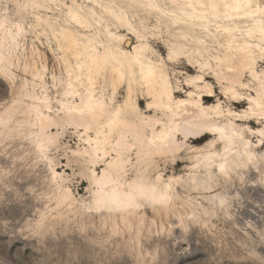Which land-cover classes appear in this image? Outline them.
I'll use <instances>...</instances> for the list:
<instances>
[{
	"label": "clouds",
	"instance_id": "1",
	"mask_svg": "<svg viewBox=\"0 0 264 264\" xmlns=\"http://www.w3.org/2000/svg\"><path fill=\"white\" fill-rule=\"evenodd\" d=\"M0 264H264V0H0Z\"/></svg>",
	"mask_w": 264,
	"mask_h": 264
}]
</instances>
